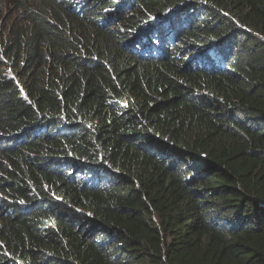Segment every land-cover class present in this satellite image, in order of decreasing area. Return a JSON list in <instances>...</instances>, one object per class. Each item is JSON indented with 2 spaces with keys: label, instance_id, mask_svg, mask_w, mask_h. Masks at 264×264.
I'll return each instance as SVG.
<instances>
[{
  "label": "trees",
  "instance_id": "obj_1",
  "mask_svg": "<svg viewBox=\"0 0 264 264\" xmlns=\"http://www.w3.org/2000/svg\"><path fill=\"white\" fill-rule=\"evenodd\" d=\"M8 6L0 264H264V0Z\"/></svg>",
  "mask_w": 264,
  "mask_h": 264
},
{
  "label": "rangeland",
  "instance_id": "obj_2",
  "mask_svg": "<svg viewBox=\"0 0 264 264\" xmlns=\"http://www.w3.org/2000/svg\"><path fill=\"white\" fill-rule=\"evenodd\" d=\"M18 13V12H17ZM15 16V13L13 11V8L7 7L4 10L0 9V21L7 22L8 20H12Z\"/></svg>",
  "mask_w": 264,
  "mask_h": 264
}]
</instances>
